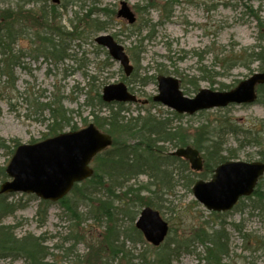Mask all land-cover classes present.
I'll return each mask as SVG.
<instances>
[{"label":"rangeland","instance_id":"obj_1","mask_svg":"<svg viewBox=\"0 0 264 264\" xmlns=\"http://www.w3.org/2000/svg\"><path fill=\"white\" fill-rule=\"evenodd\" d=\"M50 2L46 0L42 5ZM122 2L128 3L135 13L136 24L129 25L117 17ZM5 5L17 7L23 5V0H0V7ZM61 5L51 16L56 24L50 29L62 33L64 40L69 37L63 45L69 46L71 58L62 62L47 58L39 50L40 42L34 39V45L26 47L23 43L16 49L25 56L15 69V79L0 74V140L6 143L0 148V188L4 184L1 172L13 157L14 141L20 145L37 143L81 130L91 123L101 125V130L109 133L108 126L102 123L109 110L88 107L87 103L97 105V95L106 86L120 82L126 83L141 101H150L148 105H125L127 117H137L143 111V116L169 118L172 129L181 135L178 148H196V141L208 146L215 140L222 144L225 156L234 154L235 160L244 162L261 160L264 92L261 101L254 105L231 106L180 118L151 100L159 94L158 76L179 80L183 93L192 98L202 89L224 91L227 90L224 86H228L230 90L258 72V63L250 64L247 56L256 47L264 48V0H62ZM29 9L32 6L24 11ZM76 17L72 28L71 22ZM93 19L106 23V31L92 32L88 25ZM57 26L60 30H55ZM73 29L77 30L76 35ZM98 35H111L124 46L137 70L135 78H126L107 50L96 45ZM144 82L148 85L142 86ZM50 104L69 111V122H63L62 127L54 126L51 112L45 106ZM93 113L99 117L96 119ZM55 128L61 130L52 132ZM246 132L258 133L261 144H247L250 134ZM113 138L118 144L133 143L123 135ZM174 145L166 144V155L176 150ZM200 152L206 166L203 173L207 174L208 161L204 150ZM171 170L174 173L169 190L142 176L110 198L105 192L88 200L76 191L73 199L77 200L74 209L81 215L78 221L71 220L70 212L53 203L48 207L45 222L40 224L41 201L34 195L12 194L9 202L19 209L3 224L12 227L17 238H43L51 264H151L163 249L153 247L143 238L141 244L125 240L123 254L112 252L113 238L108 231L114 223L103 213L111 210L117 229L121 227L131 235L135 223L132 225L130 218L138 212L136 204L152 199L154 209L170 226L166 244L171 243L172 249L180 246L173 264H264V193L243 199L231 212L212 213L196 201L192 188L179 178L180 174L190 176L196 182L209 180L212 175L194 176L186 161ZM261 184L264 190V178ZM219 237L226 243L228 253L216 257L214 240ZM122 242L121 239L119 244ZM1 264L26 263L8 260Z\"/></svg>","mask_w":264,"mask_h":264},{"label":"trees","instance_id":"obj_2","mask_svg":"<svg viewBox=\"0 0 264 264\" xmlns=\"http://www.w3.org/2000/svg\"><path fill=\"white\" fill-rule=\"evenodd\" d=\"M44 2H46V0H23V5L17 7L7 5L0 7V74L7 76L9 80L15 79V69L21 66V60L25 56L22 51L16 50L17 47L23 43H26V45H24L26 47L34 45V43H32L34 39L40 42L39 50L45 54L47 58L54 59L58 62L67 61L71 58L69 46L67 44L63 45V41L68 40L69 37L64 40L62 33L57 31L53 32L50 29V26L56 24V19H51V16L54 12H57V8L60 7V5L57 6L51 2V4L46 3L42 5ZM28 6H30V8L32 6L33 9L24 11ZM63 7L64 6H62V8ZM77 19L76 17L71 22L72 28L73 22ZM88 26L91 27L92 32L100 33L106 31L107 24L98 19H93L89 22ZM34 28L36 32H34ZM61 28V30H63V27ZM55 30H60V26H57ZM76 31L73 29V34L76 35ZM67 35H70V33ZM82 35L84 34L82 33ZM80 38H82V36ZM257 48L259 49L258 51H256ZM247 60L250 64L258 63V72H264V48L260 46L254 48L253 52L247 56ZM136 72L137 70H135L133 74L134 78L137 76ZM86 77H88V75H86ZM147 85L148 84L145 82L142 83V86ZM224 88L228 90L230 87L224 86ZM263 92L264 86H259L257 103L261 101L260 97ZM95 100L97 105H89L88 103L87 105L88 107L98 106L109 110L108 117L102 119L104 120L102 123L108 126L109 134L114 137L123 135L133 143L118 144L114 141V145L111 149L96 157L94 162L96 168L94 169L95 173L93 177L83 182L81 185H76L70 196L57 203L65 212H70L71 220L73 221H78L81 218L78 210L74 209V204H76L77 200L73 199V195L76 191H80L83 198L88 200L93 199V197H96L98 194L103 195L105 192H107L106 197L110 198L116 194V191L122 192L132 181L142 176H147L157 187L161 185L163 189L169 190L171 188L172 175L174 173L171 168L179 162L184 163L182 159L177 158L175 155H166V144H175L174 147L177 149L179 147L178 142H181V135H179V132L176 133L172 129L170 124L171 120L169 118H157L155 115L149 114L143 116V111H140L137 117H127L125 104H105L100 94L97 95ZM151 102L155 104L153 100H151ZM45 106L51 112V116L55 123L54 126L62 127L63 122H69V111L65 110L62 106L57 109H55L54 104ZM115 108H118L117 111H115ZM93 115L95 114L93 113ZM174 115L176 118H180V115L176 113H174ZM98 117L99 116H96V119ZM96 126L100 130L103 128L101 125ZM59 130L61 129L55 128L52 132L56 131L55 133H57ZM246 133L250 134L247 136L250 138V141H246L248 142L247 144H261V137L258 133ZM246 142L244 143L246 144ZM4 144H6L4 140H0V148H3ZM14 144L15 149L20 145L15 141ZM202 144L203 143L200 141H196L195 143L199 151L204 150L205 152L204 155L208 161L207 168L209 172L207 174H201V178L208 177V174L212 175L214 169L219 164L236 159V155L234 154H229L228 156L222 154L223 147L220 142L213 140L208 146H203ZM15 149L11 154H14ZM260 156L261 161L264 162V151L261 152ZM1 174L5 182L7 180L5 170H2ZM192 174L194 176L196 175V173ZM179 178L185 180L189 189L193 187L196 180L192 179L190 176L182 177L181 174ZM262 180L253 195H263L264 190L261 189ZM9 199L10 195H0V264L8 260H24L26 264H51L47 261L50 254L47 251L48 249L43 247V243L45 242L43 238L34 236L17 238L13 228L3 224L8 216H11L19 209V206L10 203ZM51 204L53 203H40L41 209L38 212V222L40 224L45 222L48 214L47 210ZM136 206L138 212L130 218L132 225L135 223L142 208H154L156 205L152 202V199H143L140 205L136 204ZM103 214L114 223L111 231H108L110 238H113L110 239V241H112L111 246L113 248V253L116 252L117 255L124 253L125 240H129L132 244H141L143 242L142 234L136 228L130 233L131 235L122 231L120 229L121 227L117 229L115 216L111 210ZM121 239L123 240V242L120 243L122 245L119 244ZM222 240L223 239L220 237L214 240L216 245V257L228 253L226 248L227 245L222 242ZM171 245V243L163 244L161 246L163 249L161 255H158L151 264H173V258L178 254L180 246L172 249Z\"/></svg>","mask_w":264,"mask_h":264},{"label":"water","instance_id":"obj_3","mask_svg":"<svg viewBox=\"0 0 264 264\" xmlns=\"http://www.w3.org/2000/svg\"><path fill=\"white\" fill-rule=\"evenodd\" d=\"M51 1L54 4L61 3V0ZM118 17L130 25L136 22V16L126 2L121 3ZM95 42L108 50L111 58L122 66L126 76L133 73L134 67L124 47L112 36L100 35ZM157 82L159 94L154 97V102L179 114L194 115L232 104L255 103L257 86L264 85V72L255 73L230 91L202 89L194 98L183 94L180 83L175 78L159 76ZM102 99L106 103L138 101L124 83L106 86ZM112 144L110 135L90 124L76 132L63 133L35 144L20 145L6 169L11 180L1 186L0 194H34L43 201H60L71 192L75 184L94 174L90 167L93 159ZM174 155L186 159L196 172L204 168L200 152L192 147L178 149ZM263 175L262 162L229 161L216 168L210 181H198L193 187V195L211 212L231 211L241 198L253 194ZM136 228L154 247L162 245L169 234L168 223L158 211L150 207L142 210L136 221Z\"/></svg>","mask_w":264,"mask_h":264}]
</instances>
